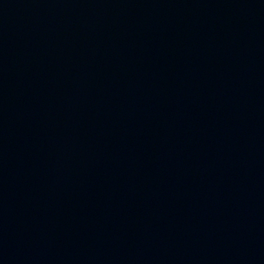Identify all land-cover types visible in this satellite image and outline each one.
Wrapping results in <instances>:
<instances>
[{
    "label": "water",
    "instance_id": "95a60500",
    "mask_svg": "<svg viewBox=\"0 0 264 264\" xmlns=\"http://www.w3.org/2000/svg\"><path fill=\"white\" fill-rule=\"evenodd\" d=\"M0 207L264 251V0H0Z\"/></svg>",
    "mask_w": 264,
    "mask_h": 264
}]
</instances>
